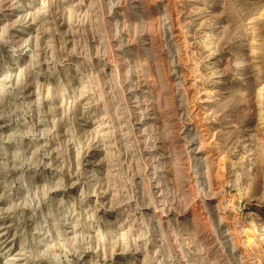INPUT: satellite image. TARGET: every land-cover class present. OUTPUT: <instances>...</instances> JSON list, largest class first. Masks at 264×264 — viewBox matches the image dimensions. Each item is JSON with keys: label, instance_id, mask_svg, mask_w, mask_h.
Masks as SVG:
<instances>
[{"label": "rangeland", "instance_id": "obj_1", "mask_svg": "<svg viewBox=\"0 0 264 264\" xmlns=\"http://www.w3.org/2000/svg\"><path fill=\"white\" fill-rule=\"evenodd\" d=\"M0 264H264V0H0Z\"/></svg>", "mask_w": 264, "mask_h": 264}]
</instances>
